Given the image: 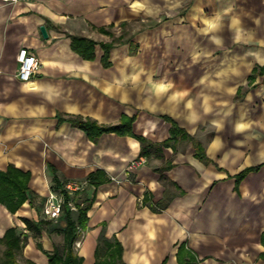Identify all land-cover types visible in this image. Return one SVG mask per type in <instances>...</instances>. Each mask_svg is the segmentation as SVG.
<instances>
[{
  "label": "crops",
  "instance_id": "obj_1",
  "mask_svg": "<svg viewBox=\"0 0 264 264\" xmlns=\"http://www.w3.org/2000/svg\"><path fill=\"white\" fill-rule=\"evenodd\" d=\"M72 36L95 42L92 60L73 50ZM113 42L105 66L102 44ZM23 47L41 62L28 82L17 78ZM260 67L264 0H0V171L30 172L34 193L14 214L0 203V263L11 228L25 241L19 264H49L47 254L64 251L65 214L57 222L43 214L55 185L49 164L61 182L86 184L73 200L89 207L74 245L82 264H116L117 244L124 264H264ZM67 116L133 122L93 142L59 121ZM164 117L200 142L210 162L182 139L163 158L141 157L129 131L164 142ZM168 163L165 187L156 169ZM166 190L176 196L154 210Z\"/></svg>",
  "mask_w": 264,
  "mask_h": 264
},
{
  "label": "trees",
  "instance_id": "obj_2",
  "mask_svg": "<svg viewBox=\"0 0 264 264\" xmlns=\"http://www.w3.org/2000/svg\"><path fill=\"white\" fill-rule=\"evenodd\" d=\"M71 38H72V48L75 52H77L83 58L88 60H92L94 58V54H93V47L95 44L94 41L78 36H72ZM121 38L117 43H124L123 41H121ZM114 45L115 42L110 44H102V47L105 51L102 61L105 66L109 65L108 62L109 51ZM135 46L136 45L133 44V47ZM253 74L254 75L264 74V67L255 68ZM164 119L171 124L170 137L164 142L155 143L145 137L134 135L129 131V134L137 138L140 142L141 157L150 158L152 156H155L157 158H163L164 157L163 149L166 147H173L174 143H176L179 139H182L192 142L195 150L196 158H198L199 160L203 161L206 164L210 162V160L206 156L205 149L203 148L200 142H198L194 137H192L187 132L182 130L173 119L168 117H164ZM59 121L68 122L73 127H78L82 129L93 142H98V140L104 133L116 132L122 134V132L119 131V128L122 126H130L131 123L133 122V119L123 117L121 122L116 126H101L92 119H88V118L84 119L80 116L60 117ZM47 166L55 174V178H54L55 185L53 186L52 190L61 191L63 193L64 185L67 182H61L56 175L57 172L54 169V167H52L49 164ZM172 167L173 164L168 163L165 166L156 169V171L160 173L161 180L164 182L165 187L166 185H168L167 184L168 182H166L167 178L164 172L171 169ZM251 170L252 169H246L244 172H242L237 176L236 188H238L241 180ZM30 176H31L30 172H24L18 168H15L13 165H9L6 171H0V203L5 205L7 209L13 214L16 213L23 206L25 202L30 200L34 194L29 187ZM88 182H93L95 184L94 176L91 175ZM175 196H176L175 194H172L168 192V190H166L164 199L158 202L156 205L152 206V208L157 211L166 209ZM64 198H65V202L63 205L62 213L65 214V218L67 221V226L64 231L65 234L64 251L62 254L59 251H54L52 254H47L46 252V254L48 255L49 264H82V258H80L75 253L74 245L76 239L80 235L79 229L85 231L87 228V222H88L87 211L89 207L87 206L82 208L80 205L75 204L77 209L76 211L78 212V217L77 220H74L72 218L73 210L69 206V202H71L74 199L70 198V196L65 192H64ZM25 222L30 229L40 231L37 225L34 224L32 221L25 220ZM41 222H45V221H41ZM4 243L6 245V249L4 252V260L0 264H19V262L17 261L16 253L22 247V245H24L25 241L22 242V240L16 235L15 230L11 228L5 234ZM105 245L108 246L109 244L105 243ZM39 248L42 249L40 245ZM116 250L118 254L114 258V263L124 264L121 258V246L117 244Z\"/></svg>",
  "mask_w": 264,
  "mask_h": 264
},
{
  "label": "built area",
  "instance_id": "obj_3",
  "mask_svg": "<svg viewBox=\"0 0 264 264\" xmlns=\"http://www.w3.org/2000/svg\"><path fill=\"white\" fill-rule=\"evenodd\" d=\"M5 4H15L19 0H1ZM17 61L19 64V70L17 73V78L21 82H28L32 79L33 75L36 74L41 66V62L38 57L29 52L26 47L20 49ZM85 183L79 181H69L64 185V192L74 199V197L85 188ZM64 192L61 191H51L46 203L43 208V214L46 218L52 221H58L62 212L63 205L65 202ZM69 206L72 210H77L74 201L69 202ZM24 234L27 233L25 229ZM83 230L79 229V234H82Z\"/></svg>",
  "mask_w": 264,
  "mask_h": 264
},
{
  "label": "water",
  "instance_id": "obj_4",
  "mask_svg": "<svg viewBox=\"0 0 264 264\" xmlns=\"http://www.w3.org/2000/svg\"><path fill=\"white\" fill-rule=\"evenodd\" d=\"M40 31H41L44 38H48V33H47L45 26H41Z\"/></svg>",
  "mask_w": 264,
  "mask_h": 264
},
{
  "label": "rangeland",
  "instance_id": "obj_5",
  "mask_svg": "<svg viewBox=\"0 0 264 264\" xmlns=\"http://www.w3.org/2000/svg\"><path fill=\"white\" fill-rule=\"evenodd\" d=\"M136 26H138V25H136ZM222 52H220V51H217V57H221V54ZM73 212H76V210H73ZM62 215V214H61ZM2 258L3 257H1V250H0V261L2 260Z\"/></svg>",
  "mask_w": 264,
  "mask_h": 264
}]
</instances>
